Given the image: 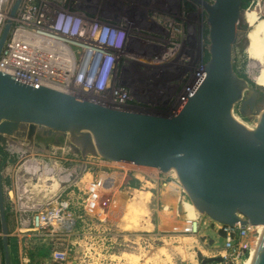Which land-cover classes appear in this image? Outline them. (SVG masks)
Listing matches in <instances>:
<instances>
[{
    "label": "water",
    "instance_id": "obj_1",
    "mask_svg": "<svg viewBox=\"0 0 264 264\" xmlns=\"http://www.w3.org/2000/svg\"><path fill=\"white\" fill-rule=\"evenodd\" d=\"M191 1L207 15L209 60L177 110L161 117L102 108L0 73V146L21 136L26 125L45 128L47 137L69 134L83 156L153 167L163 174L176 170L190 202L214 222L264 225V143L234 115L240 105V115L253 117L255 127L264 129L262 92L239 76L233 64L243 0ZM21 2L15 0L9 13L0 55ZM0 226L5 264H12L1 156ZM214 263L225 264L222 257L202 261ZM250 264H264V229Z\"/></svg>",
    "mask_w": 264,
    "mask_h": 264
},
{
    "label": "built area",
    "instance_id": "obj_2",
    "mask_svg": "<svg viewBox=\"0 0 264 264\" xmlns=\"http://www.w3.org/2000/svg\"><path fill=\"white\" fill-rule=\"evenodd\" d=\"M205 1L214 3V0ZM92 4L87 0H22L0 55V73L80 98L98 107L132 112L129 108L134 106L135 101L129 79L137 74L144 75L165 68L179 58L182 43H172L160 54L156 43L142 51L137 48L133 31L136 21H127L117 17L116 11L106 10L100 18H90L95 9ZM6 13L2 1L0 36L9 19V13L8 18L4 16ZM203 70L204 67L193 76L175 110L185 101L189 90L200 81ZM41 131L45 133V129ZM65 146L69 150L60 148L64 164H60L56 160V153H53L48 161L28 158L19 168L20 187L25 191L31 190L34 180H41L44 185L55 180L60 183L53 199L47 200L45 205L27 209L22 217V238L26 244L32 238L59 239L72 235L79 220L84 221L88 215L94 214L88 210V206L98 207L103 198L99 196L101 193L121 197L144 188L154 191L150 193L157 201V206L162 208L159 217L162 225L166 226L163 232L195 234L199 231L196 221L193 231L185 228L183 204L187 200L190 203L185 190L174 195L178 196L175 208L165 202L161 193L164 184L182 186L177 178L168 180L167 174L153 167L110 162L100 156H83L81 152L74 154L69 137H66ZM115 163L130 166L132 170L112 171L107 167V164ZM49 191L50 188L45 186L43 196H48ZM70 195H77L80 200L82 198L83 209L80 213L73 211L66 199ZM102 211H107V208ZM181 221L182 225H176ZM204 225L210 227L208 222H204ZM175 226L177 229L174 231ZM212 227L216 229L219 239H223V243L217 242V245L225 253L222 257L225 264L243 263L258 246L256 226L241 223L231 226L212 221ZM22 238L18 242L19 256L22 261L29 263L30 257L24 251ZM53 257L58 264H64L69 258V251L55 249Z\"/></svg>",
    "mask_w": 264,
    "mask_h": 264
},
{
    "label": "rangeland",
    "instance_id": "obj_3",
    "mask_svg": "<svg viewBox=\"0 0 264 264\" xmlns=\"http://www.w3.org/2000/svg\"><path fill=\"white\" fill-rule=\"evenodd\" d=\"M2 1L3 9L10 13L15 0ZM87 1L93 2L95 8L90 18H100L101 13L106 10L116 11L117 17L127 21H136V29L133 31L137 48L142 51L156 43L160 54L172 43H182L179 58L167 64L165 68L144 75L137 74L129 79L135 101L134 106L129 108L130 111L150 116H169L189 88L193 76L209 60L208 24L204 10L191 0ZM243 11L239 23V40L233 50L234 69L239 76L248 80L251 87L262 92L259 104L264 114V0H243ZM248 97L250 93L247 91L244 98ZM239 107L240 105L236 106L234 113L243 117L239 113ZM244 121L255 127L253 117L245 118ZM42 129L45 128L26 125L21 130V136L8 138L7 144L0 146L12 264L17 262L21 264L18 242L22 238L24 228L22 217L27 209L45 205L49 196L48 193V196L40 197L39 191L37 192L32 185L30 191L24 190L30 203L28 207L25 206L23 188L20 187L21 181L18 178L19 168L28 158L35 157L48 161L53 153H56V160L64 164L61 159L63 151L60 148L69 150L65 146L66 137L70 138L69 134L66 136L59 134L53 139L54 143L45 148V142L52 138L48 139ZM78 148L72 145V153L79 154ZM107 167L112 171L132 170V167L119 163L107 164ZM166 177L170 180L174 176ZM51 185L47 187L50 188ZM167 185L162 186L161 193L166 202L175 208L178 196L174 195H178L184 189L174 183ZM141 191L154 193L148 188ZM99 196L103 198L98 207L88 206V210L94 214L88 215L84 221L79 220L76 231L69 237L59 239L49 237L44 240L32 238L27 244L22 238L24 251H27L30 257L28 264H58L53 257L55 249L69 251V258L64 264H202L203 260L225 255L222 248L217 245L219 237L216 229L212 227V220L205 215L197 216L199 231L195 234L165 233L163 230L166 226L162 225L159 217L162 208L157 206V201L152 195L145 210L138 208L134 199L128 203V198L123 195L120 197L101 193ZM39 197L43 204H32L37 202ZM86 197L87 195L85 199ZM66 199L71 203L73 211L81 212L82 198L80 200L77 195H70ZM103 208H107V211L103 212ZM204 222H208L210 227L207 228ZM182 223L183 221L176 225ZM191 225L192 223L185 221V228L188 230L192 229ZM175 229L177 226L174 227V231ZM13 238H16V242L11 241ZM0 264H5L1 226Z\"/></svg>",
    "mask_w": 264,
    "mask_h": 264
},
{
    "label": "bare ground",
    "instance_id": "obj_4",
    "mask_svg": "<svg viewBox=\"0 0 264 264\" xmlns=\"http://www.w3.org/2000/svg\"><path fill=\"white\" fill-rule=\"evenodd\" d=\"M0 3H2V0H0ZM4 16L6 18L9 17V16L7 17V13L4 14ZM234 115H235V117H236V119L238 121H240L243 125H245L246 127H248L251 131H253L256 134V136L258 137V139L262 143H264V131L261 132L260 130H258L257 128L253 127L252 125L246 123L241 116H239V115H237L235 113H234ZM50 138H52V140ZM50 138L48 137V139H50V140H48L49 142H45L46 143L45 148H47L49 144L54 143L53 142L54 137H50ZM135 167L138 168V169H143V167H141V166H135ZM168 175H172L175 178H177L178 180H180L177 171L174 170V169L171 170L168 173ZM31 184L35 186V189H36L37 192L39 191L40 197H42V195L44 194L45 186H49V185L52 184L50 186L49 196H48L47 200L53 199L56 196V194H57V192H58V190L60 188V183H59L58 180L57 181L55 180L54 182H51V181L50 182H46L45 183L46 185H44V183L41 180L39 182H37L36 180H34V182L32 181ZM167 184H164V186H168ZM183 189H184V187H183ZM40 197L38 198L37 202L34 201L35 203H32V204H35V205L36 204L37 205L43 204V202L40 201L41 200ZM124 197L128 198V203H129V201L131 199H134L135 200V205L138 208H143L145 210L146 209V206L150 202L151 193L150 192H143L141 190H136L131 195L124 196ZM30 198H31V195H30ZM164 199H165V197H164ZM23 201H24L25 206L28 207V204H30V203H29V200L27 199V195H26V192L24 191V189H23ZM118 201L120 202V199ZM188 206H190V207H188ZM183 210H184V218H185V221L188 222L189 224L192 223L191 226H192V231H193V227H194L195 221L197 219V216H200L202 214L197 211V209L195 208V206L191 202L190 203H188V202L184 203L183 204ZM256 229L258 231V239L260 240L262 231L264 229V225L257 226ZM259 240H258V244H259ZM254 251L252 252V254L242 264H250V261H251V258L253 256Z\"/></svg>",
    "mask_w": 264,
    "mask_h": 264
},
{
    "label": "trees",
    "instance_id": "obj_5",
    "mask_svg": "<svg viewBox=\"0 0 264 264\" xmlns=\"http://www.w3.org/2000/svg\"><path fill=\"white\" fill-rule=\"evenodd\" d=\"M254 126H256V125L254 124ZM11 241H12V242H13V241L16 242V238H13ZM14 244H15V243H14ZM9 246H11V243L9 244ZM15 264H19V263L17 262V263H15Z\"/></svg>",
    "mask_w": 264,
    "mask_h": 264
},
{
    "label": "crops",
    "instance_id": "obj_6",
    "mask_svg": "<svg viewBox=\"0 0 264 264\" xmlns=\"http://www.w3.org/2000/svg\"><path fill=\"white\" fill-rule=\"evenodd\" d=\"M18 253H19V252H18ZM21 259H22V258H20L21 264H28L27 262L22 261Z\"/></svg>",
    "mask_w": 264,
    "mask_h": 264
}]
</instances>
